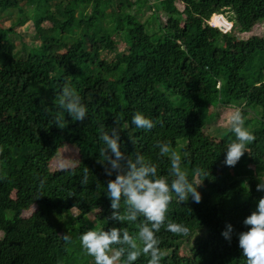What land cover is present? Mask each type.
Masks as SVG:
<instances>
[{
    "label": "trees",
    "instance_id": "trees-1",
    "mask_svg": "<svg viewBox=\"0 0 264 264\" xmlns=\"http://www.w3.org/2000/svg\"><path fill=\"white\" fill-rule=\"evenodd\" d=\"M13 11L17 21L9 28L0 24V264H87L79 236L93 228L85 217L96 211L99 227L137 231L142 217L105 222L112 210L98 162L100 133L114 126L129 156L141 153L168 175L169 154L161 156L157 141L170 142L190 181L195 176L202 183L200 203L173 196L168 219L184 223L189 233L161 228V264H246L236 233L246 230L244 217L264 195L256 190L257 176H244L247 166L264 172V38L236 40L207 20L230 11L233 29L249 32L264 21V0H0V14ZM152 19L157 29L150 35ZM30 20L46 46L16 48L13 27ZM114 37L124 39V51H109ZM61 86L73 88L87 105L83 122L67 113L60 124L53 118L62 111ZM212 102L240 108L255 134L237 165L220 174L223 150L235 134L228 126L221 143L202 135L197 121ZM136 111L155 127L132 125ZM66 146L77 150L76 165L49 170ZM32 207L37 210L25 218ZM227 223L234 226L231 242L221 236ZM134 264H147V257Z\"/></svg>",
    "mask_w": 264,
    "mask_h": 264
},
{
    "label": "clouds",
    "instance_id": "clouds-1",
    "mask_svg": "<svg viewBox=\"0 0 264 264\" xmlns=\"http://www.w3.org/2000/svg\"><path fill=\"white\" fill-rule=\"evenodd\" d=\"M207 24L223 34L230 33L233 28L232 21L225 19L223 13L213 14ZM58 105L62 111L53 117L57 124L65 121V113L72 120L81 122L88 116L87 105L69 86H61ZM227 122L235 138L224 148L222 164L235 167L247 151L246 145L255 140V134L246 127L244 115L238 107L228 115ZM131 124L137 129L150 130L155 127L154 120L141 111L132 115ZM100 139L103 141L100 148L103 159L98 162L106 177L105 197L112 210L105 222L112 220L116 224L135 223L138 218L142 219L139 220L134 234L127 228L118 226L91 228L80 234L81 247L87 255L93 257L94 264H116L118 260L121 264H134L141 256L147 257V264H161L162 252L157 235L161 228L166 227L168 231L177 234L189 233L187 225L168 219L167 213L173 196L179 203L189 199L200 203L202 195L198 186L201 182L197 184L190 181L188 171L181 167V154L171 147L170 142L157 141L161 156L169 154L170 158L169 174L161 175L157 164L143 154L136 153L133 157L122 151L118 127L102 130ZM2 150L0 147V151ZM197 172L205 177L207 175L203 169H197ZM257 179L256 190L264 193V179ZM87 182L88 176L85 174L82 183ZM122 201L125 205L123 210ZM242 223L248 227L237 232L236 236L238 248L245 257L246 264H264V195L256 201L254 210L244 217ZM233 232L234 226L227 223L221 236L231 242ZM62 238L66 241L71 239L68 233Z\"/></svg>",
    "mask_w": 264,
    "mask_h": 264
},
{
    "label": "rangeland",
    "instance_id": "rangeland-1",
    "mask_svg": "<svg viewBox=\"0 0 264 264\" xmlns=\"http://www.w3.org/2000/svg\"><path fill=\"white\" fill-rule=\"evenodd\" d=\"M150 3H148L149 5ZM23 10H28L26 5H22ZM87 9H89V7H87ZM123 14H127L128 16L131 14V12L129 11H124ZM149 15V11H145V15L144 18ZM225 19L231 21L233 19V15L231 14L230 11L223 13ZM126 16V15H125ZM19 15L17 13V11H13L10 14H0V24L2 25L3 28H9L11 27L18 19ZM161 19L165 20L166 17L164 15L160 16ZM155 19L150 20L149 24H148V29L146 28V31L148 34L152 35L154 33V31H156L157 29V22L154 21ZM102 27L104 28H109V21H103L102 22ZM41 27L43 29H48L50 28V24L49 23H43L41 25ZM14 31L16 33V36H12V41L16 43V48H20V46H27V47H40L43 45L44 40L39 38L35 31H34V25L32 23V21H27V23H25L23 26L18 27V25H16L15 27H13ZM231 32L235 35L236 40H243V39H248L250 37H261L264 38V21L259 23L255 28H253L252 30H250L249 32H236V30H234L232 28ZM157 36H159V33H155ZM113 43H111L110 47H109V51L114 50V48L118 51V52H122L124 51L125 48V43H124V39H119L117 37L113 38ZM46 45L44 44L43 47H45ZM63 53V50L60 52ZM104 56L107 57L109 60H111L114 57V54L111 52H105ZM170 100H174L175 98L172 96H169ZM205 107V106H204ZM237 107L236 106H223L218 102H212L210 104L207 105V110H204V114H203V118H199L197 123L198 125L202 128V135L204 137H207L210 141H215L217 143H221V140L223 139V137L221 138V136H224L227 127L229 126L228 122H227V117L228 115L234 111ZM78 153L77 150L71 146H66L64 148H62L59 152V154H57L49 163V170L51 171H55L58 169H67V168H72L76 165V162L78 161ZM224 158V152H223V157H222V161ZM230 167L224 166L221 162V167L218 169V174H220L221 172L229 169ZM248 175H253V176H257L260 179H264V172H259L256 171L253 167L251 166H247L246 170L244 172V176H248ZM193 180L195 181V183H200L197 178L194 176ZM202 185V183L200 184ZM36 207H32L30 210H28L27 212H25L23 215L25 218L30 217L33 213H35ZM78 214V212L76 210H72V215L76 216ZM99 212H93L88 214L85 218L86 221L88 222V224L90 226H93V228L99 227L98 225V218ZM2 238V232L0 231V239ZM82 258V262L87 264H94V259L93 257L88 255V259H87V254H82L81 255ZM75 261V260H74ZM75 264H77V262H74ZM118 263V261L116 262V264Z\"/></svg>",
    "mask_w": 264,
    "mask_h": 264
}]
</instances>
